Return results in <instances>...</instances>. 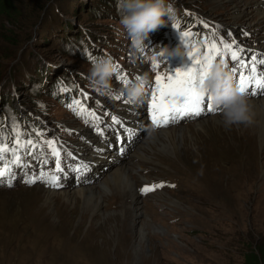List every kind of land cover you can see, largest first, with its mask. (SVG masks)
Instances as JSON below:
<instances>
[{"label": "rangeland", "instance_id": "1", "mask_svg": "<svg viewBox=\"0 0 264 264\" xmlns=\"http://www.w3.org/2000/svg\"><path fill=\"white\" fill-rule=\"evenodd\" d=\"M181 1L225 24L230 19L229 14H238L232 7L215 5L214 0ZM82 3L87 9L92 0H12V9L18 18L13 25L7 22H2V25L5 31L11 28L14 34L22 37L17 38L20 42L14 48L12 43L8 45L4 41L0 32V77L2 84L16 87V104L28 99L25 91L27 83L36 73L33 55L40 52L48 55L46 49L58 55L62 54L60 50L64 47H69L68 38L62 37L58 24L65 21L67 7L77 10ZM107 4L106 0H93V10L88 16L90 21L86 25L93 28L91 32L94 35L105 32L107 25L112 23L109 16L98 14ZM249 5L254 3L249 1ZM36 11H39L38 20L31 21ZM253 13L255 16L256 10ZM73 18L76 22L80 21L78 16ZM43 19H50L52 26L40 29L38 25ZM76 26H73V31H77ZM202 42L207 44L206 34H203ZM56 55L53 54L55 60ZM55 60L51 59V62L56 63ZM59 62L62 68L75 72L77 69H90L73 58ZM52 69L48 71L49 75ZM72 85L75 84L72 82ZM182 126L188 127L189 124ZM38 128L40 133L44 132L43 128ZM234 132L231 127L229 133ZM223 138L230 140L226 135ZM47 139L45 135L42 140L39 137L42 142ZM200 146L212 149L218 144L210 133L201 134L195 142L186 138L182 142L160 144L152 158L157 164L145 162L137 172L132 173L133 178L139 174L145 181L136 182L135 185H138L132 198L128 199L125 195L120 202L118 197L105 198V206L95 216H91V210L82 205L53 211L52 207L42 203L41 187L1 190L0 264H246L248 254L264 248V187L259 190L264 182V155L255 151V155L247 159L241 154L238 156L237 144L236 148L225 146L236 149V152L215 149L209 159L214 167L212 169L210 165L208 172L203 169L205 160H194L193 157L181 159L182 154L184 157L188 154L192 156ZM222 157L231 159L220 161ZM243 177L252 178V186L248 194L246 189L241 190L238 198L242 196L245 200L236 205L238 191L231 182L244 181ZM163 180L170 181L175 189L169 188L165 182L161 183ZM217 180H220L218 184ZM146 182L164 187H159L146 198H140L136 188ZM175 199L182 201L181 207L168 206L169 201ZM56 201L62 199L56 197ZM122 202L127 207L126 211L134 210L136 202L143 206L141 211H146L151 217L146 218L150 228H160L162 233L151 229L140 240L135 228L139 227L142 219H131V216L126 219L123 215L124 219H121Z\"/></svg>", "mask_w": 264, "mask_h": 264}, {"label": "bare ground", "instance_id": "2", "mask_svg": "<svg viewBox=\"0 0 264 264\" xmlns=\"http://www.w3.org/2000/svg\"><path fill=\"white\" fill-rule=\"evenodd\" d=\"M227 1L229 4H227L225 0H214L215 5L217 4H219L220 6L224 5V8L232 7L238 11V14L236 13L229 14L230 19L227 20L226 25L229 24L236 26V24L242 23L244 26H247V28L251 29L253 33L258 32L257 29L259 28V24L264 22V9L255 8L253 10L254 5H249L250 0H246V1L227 0ZM255 10L256 13L254 16L253 12ZM254 18L256 19L254 20ZM236 20L240 22H237ZM36 42H38V39ZM43 87L45 89L48 88L47 86H43ZM7 88L8 87H5L7 91H10ZM247 101L249 107V115L251 116L252 122L247 125L241 124L239 126H232L235 129V132L232 134L229 133L231 127L226 128L223 125L220 113L198 119L193 124H189L188 127L186 126L183 127L182 125L174 126V128L162 127L160 130L154 132L148 130V128L145 126V122L143 120H140L138 121L139 125L136 127L138 130H140L141 132L140 135L137 137V139H135L132 142V146L129 147V150L126 152L125 155H122L120 157L112 156V161L110 163L107 162V159L101 161L102 167L108 165L109 169L105 173H103L98 180H96L93 184L78 188H73L69 190L65 189L62 191L52 192L42 189L40 191L41 193H43L41 201L44 205L48 207H52L53 211H56L58 208L74 207L76 205H82L85 209L91 210L92 213L91 216H95L98 214L100 209L105 206L106 204L104 200L105 198L110 199V198L118 197L120 198L119 202L125 195H128L127 197L128 199L132 198L133 191L135 193V187L140 183L139 180L145 182L144 178L141 177L139 174H137V178H133L132 173L137 172L138 167H140L141 164H145V162H154L155 164H157L156 161H154L152 158L155 157L153 154L160 144H165V142H175V143L177 141L182 142L186 138L195 142L197 140V137H199L201 134L208 135L210 133L213 136H215V141L218 144V146L212 149H204L202 146H200V148H197L195 152H193L192 156L188 154L184 157V154H182L183 156L181 157V159L183 160L193 157L194 160L197 159H201L200 161L205 160L204 161L205 166L203 167V169L208 172L211 170L210 165L212 166V169L214 167L212 164L213 162L211 163L209 159L212 158V151L213 150L215 151V149H220V150L228 149L230 151L234 150L236 152V149H231L225 146H232L236 148V144H237V146L239 147V149H237L238 156L241 154L247 159L252 155H255V151L260 155H264V98L252 99ZM132 120H134V118H132ZM38 126L42 128L40 124H38ZM107 135L108 133L106 134V136ZM225 135L227 136V138H230L229 141H226L225 138H223ZM80 148L82 147L80 146ZM160 150L162 149H159V152H161ZM101 157L102 155L98 153L96 155L95 161L97 163H100ZM108 157H111V155H109ZM230 159L231 158L222 157L220 161H227ZM206 161L209 163H207ZM234 162L235 161H233V163ZM102 167L99 166L98 168L101 169ZM216 169L222 170L220 168H216ZM213 173L216 174L215 171H213ZM147 176L151 177V175H147ZM247 178L248 177H243L242 179H244V181L236 180V182L235 181L231 182L228 180L232 184L236 185V191H238V194H236V200H237L236 205H238L240 202H243L245 200L242 196L238 198L241 190L246 189V192L248 194V191L252 186L251 184L252 178L251 179L248 178L249 182L247 181L248 180ZM136 182H138L137 185H135ZM219 182L220 180L216 181L217 184ZM262 187H264V182L259 186V190H261ZM30 188H35V187H30ZM56 197H60L62 201L59 202L56 201ZM138 200L139 199H137V202ZM137 202L133 204L134 210L131 211H126L127 207L122 202L121 211H120L121 214L119 217L121 219H124L122 218L123 215L126 219H128L129 216H131V219H137V218L142 219L141 224L138 225L139 227L135 228L136 231L139 232L140 240L145 238L146 234L149 233L151 229L157 230L158 233H162L159 230L160 228H155V227L150 228V222L146 218L151 219V217L147 216L146 211L143 212L141 211L143 206H139ZM159 202H161V200ZM169 203L170 204H168V206L177 207V208L181 207L183 204L182 201L179 199H175L174 201L170 200Z\"/></svg>", "mask_w": 264, "mask_h": 264}, {"label": "snow or ice", "instance_id": "3", "mask_svg": "<svg viewBox=\"0 0 264 264\" xmlns=\"http://www.w3.org/2000/svg\"><path fill=\"white\" fill-rule=\"evenodd\" d=\"M179 28V25H175ZM190 32H182L181 40L185 43L189 42L191 37ZM240 51H234L230 45L220 42V46L216 43L209 42L205 45V51L200 54L199 49L188 53V65L182 68H176L174 71H167L162 74L157 69L160 67L153 60V70L156 71L155 79L149 86V91L145 95L149 97L147 111L151 119L152 126L155 128L167 127L169 124L178 123L181 119H192L199 117L205 112L215 113L219 108L213 107L209 97L203 91V83L210 74L211 66L217 56L223 59V54L227 53L231 60L236 62L229 70L233 75L239 72V78L236 81V87L242 95H256L257 89H264V68H258V65L264 66V59L257 60L255 57L249 61H244L240 58ZM163 56V54H161ZM193 57H197L193 59ZM117 80L125 81L126 78L120 74V68L117 65ZM228 68V65L225 64ZM250 85H254L250 89ZM66 91L67 89H62ZM85 98H87L86 94ZM70 110L78 115H87L96 118L94 113L88 110L81 104L80 101H73L69 105ZM119 122V121H115ZM16 133L15 147L9 148L7 145L0 144V161H5V155L11 154V160L4 163L0 167V183H3V178L10 172L11 165H19V151L23 148L35 147L31 140L26 143L20 140L18 126L14 129ZM48 147L52 150L53 155L59 156L53 142H49ZM59 170V168H57ZM35 181H28L34 183ZM51 186H58L55 179L48 181ZM11 186V185H9ZM163 185L145 186L140 189L141 193L147 194L154 191Z\"/></svg>", "mask_w": 264, "mask_h": 264}, {"label": "clouds", "instance_id": "4", "mask_svg": "<svg viewBox=\"0 0 264 264\" xmlns=\"http://www.w3.org/2000/svg\"><path fill=\"white\" fill-rule=\"evenodd\" d=\"M117 9L120 15L119 24L136 52L144 51V41L150 32L166 24L164 17L168 20L174 17V9L166 0H117ZM161 49L160 54L183 58L184 54L179 46L171 51L167 47ZM115 75L117 67L111 56L104 55L91 61L89 80L94 90L111 96L122 94L131 103H136L143 97L148 84L146 75H137L134 80L123 81L118 92L111 87V80ZM202 88L213 107L220 109L222 123L226 128L252 122L248 101L233 85L232 77L225 71L222 62L211 66L210 74Z\"/></svg>", "mask_w": 264, "mask_h": 264}, {"label": "trees", "instance_id": "5", "mask_svg": "<svg viewBox=\"0 0 264 264\" xmlns=\"http://www.w3.org/2000/svg\"><path fill=\"white\" fill-rule=\"evenodd\" d=\"M11 2H12V0H0V32L2 33L1 36L4 37V41L8 42L7 43L8 45L10 43H12L13 45H11V44L10 45L15 48L16 46H18L17 44L20 42V40H17V38L22 37V35L14 34V31L11 28L8 31H5V29L2 25V22H7V23L13 25V24H15V21L18 18L15 15L16 12L12 9ZM84 6H85V3H82L79 7H77V10L73 9V7H67L69 10L66 12V18H70V17L73 18L75 16H78V19H80V21H78V22H76V20L74 21L78 24V26H83V25L85 26L86 23L89 24L90 18H88V16H90V13L93 10V0L87 9H85ZM39 8L40 7H38V9ZM38 12L39 11L34 12V15L31 18V21H35L36 19L38 20V17H39ZM52 18H53V16H52ZM43 20H42V23L40 22L41 24L38 25V26H40V29H42L43 27L47 28L48 26H50V27L52 26V22L50 19H47L44 21ZM54 25L55 24L53 23V26ZM58 25H59V31L61 32L62 37H66L69 39V41L67 39L69 47L68 48L64 47L63 50H60L62 54L58 53V55H56V53L52 52L51 50H49V52H50L49 53L47 51L48 49H46V53L48 55L44 54V52H40L39 55H42L43 57H46V58L50 57V59L55 60L53 58V54H55L57 57V60H55V61L60 63L59 60H66V58H69V59L72 58V57L68 56L69 50H71V49L77 50L76 45L80 41V33H72L71 32L72 23H70V22L64 21ZM57 30H58V28H57ZM4 31L7 33L5 34ZM27 37L30 38V36H27ZM27 37H26V39H27ZM13 39H15V40H13ZM14 42H16V43H14ZM57 45L59 46V48L61 47V45L59 43ZM43 49H45V47ZM1 80H2V76L0 77V87L3 85L1 83ZM29 90L33 93L32 89H30L28 87L26 89V91H29ZM245 262H246V264H264V248L263 247L260 248L257 253L248 254Z\"/></svg>", "mask_w": 264, "mask_h": 264}]
</instances>
